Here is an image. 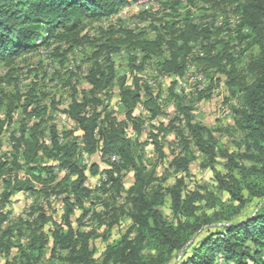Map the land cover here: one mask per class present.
Masks as SVG:
<instances>
[{
    "label": "trees",
    "instance_id": "1",
    "mask_svg": "<svg viewBox=\"0 0 264 264\" xmlns=\"http://www.w3.org/2000/svg\"><path fill=\"white\" fill-rule=\"evenodd\" d=\"M132 1L0 0V65L10 67L19 57L37 52L52 41L67 43L68 51H72L88 42L86 36H81L86 21L111 18ZM190 1L203 10L221 6L222 2L232 4L231 13L240 17L230 36L224 34V23L215 26L211 18L210 24L193 22L187 15L175 20L167 12L175 11L181 0H165L154 9L140 12L159 13L153 19L159 25L155 36L148 39L126 29L122 39L100 44L83 75L86 87H72L63 110L71 127L59 132L51 126L48 142L42 131L46 107H31V95L15 93L0 98V111L4 109V116L0 117V228L7 219L2 209L19 191L38 194L45 202L58 199L63 207L61 221L53 223L48 236L39 232L49 221L40 213L42 223L36 227L37 234L25 246L17 247L19 261L35 264L50 244L51 256L60 257L58 252H67L62 257L67 264H264V0ZM123 44L139 50L143 60L160 58L165 48L167 57L160 59L158 68L174 80L183 75L192 61L205 69H221L225 74L229 93L236 99L230 129L241 135V151L228 153L221 149L212 130L194 120L191 107L183 103L181 96L176 97L179 115L175 119L178 126L183 121L187 136L182 129L175 130L186 154L192 143L204 157L203 166L212 171L216 189L227 196L226 200H221L214 190H186L184 177L166 188L155 185L143 148L149 142L164 158L160 136L172 126L159 121L155 129L152 125L148 141L138 139L141 124L134 115L136 107L143 105L152 119L161 114V108L151 87L140 83L135 75L128 84L109 58L99 61L102 54L116 51ZM241 46L256 47L257 53L249 54L245 62L238 64L234 53L243 51ZM114 86L118 87V110L124 114L123 120L110 109ZM174 86L172 81L171 89ZM19 109L21 122L11 128L13 112ZM130 124L134 138L127 135ZM7 130L11 150L1 153ZM95 153L105 168L97 162L84 165L83 155ZM219 155L226 159L223 174L215 168ZM190 161L175 157L171 166L186 176ZM58 172H63L62 176L58 177ZM126 172L132 173L129 186L123 183ZM98 173H103L104 179L97 190L113 200L122 198L124 205L114 207L98 198L104 212H96L93 206L97 195L86 183L88 175ZM166 196L169 217L162 211ZM250 206L253 210L243 216ZM76 210L81 213L74 227ZM90 212L93 220H99L97 224L108 229L119 223L121 213L132 222L130 234L106 243L100 261L90 246L99 233L96 228L81 229V220ZM11 232L12 227L7 226L2 235ZM3 249L9 252L0 237V251Z\"/></svg>",
    "mask_w": 264,
    "mask_h": 264
},
{
    "label": "rangeland",
    "instance_id": "2",
    "mask_svg": "<svg viewBox=\"0 0 264 264\" xmlns=\"http://www.w3.org/2000/svg\"><path fill=\"white\" fill-rule=\"evenodd\" d=\"M231 5L230 3L222 2L221 6H213L203 10L190 0H181L180 5L175 7V11L172 12L168 9L167 13H172L169 15H174L175 20H182L187 15L193 22H202L210 18L217 20L216 17L220 16L217 13L219 12L220 14L221 10H223L221 15H223V23L226 30V33H224V30L223 33L228 36L232 27L231 23L234 20V14L231 13ZM158 14V12L154 11L150 14L138 13L135 8H130L127 11L120 10L108 19L86 21L81 36H86L88 42L74 48L72 51H68L67 43L52 41L49 45L41 47L37 52L19 57L10 67L0 65V98L4 95L15 93H19L22 96L31 95L33 101L31 107H46L47 112L43 116L42 131L44 139L48 142L49 128L51 126L57 127L59 132L64 128L71 127L70 120L66 117L63 110L69 102L72 87L76 89L86 87L83 75L93 63V53L97 51V47L111 40L118 41L122 39L124 37L123 31L126 29H132L135 33L145 38H153L157 29H159L158 22L153 20L160 16ZM55 47H58L56 51L54 50ZM119 47L116 51L102 54L99 57V61L109 58L114 63L118 75L124 76L128 84L132 83L135 75L140 83L151 87L158 96L157 103L161 108V114L152 119L149 111L143 105L139 104L136 107L134 115L140 120L141 124V133L138 139L140 141H148L152 125L155 129L159 121H163L165 126L168 124L172 126L160 136L164 158L159 157L153 145L149 142L143 148L144 159L148 169L154 172L155 185L166 188L173 185L178 178L184 177L186 190H201V192L214 190L221 200H226L227 196L216 189L217 183L212 171L203 166L204 157L192 143L189 144V154H186L175 130L176 128L182 129L184 135L187 136L183 121L178 126V119H175L179 115L176 97L181 96L183 103L191 107L194 120L212 130L221 149L226 150L228 153L241 151V135L230 129L233 123L232 106L236 105V99L229 93L225 74L222 73L221 69H205L196 61H192L187 64L188 66L194 65V69L188 67L186 70L188 78L183 80L182 76H180L174 80L172 76L160 73L158 68L160 59L167 57L165 48L160 58L154 56L143 60V54L139 50L127 47L126 44ZM241 48H243V51H240L241 53H234V56L238 57V64L245 62L249 54L257 53L256 47L245 49V46H241ZM139 66H141L140 70L137 69ZM172 81H175V86L171 89ZM118 107V87L114 86L110 109L114 111L115 116L119 120H123L124 114L118 110ZM3 111L4 109L0 111L1 118L4 116ZM22 117L20 109L14 111L13 126L11 128L18 126ZM127 135L132 138L136 135L131 124L127 129ZM3 139L4 146L1 153L9 152L12 143L9 137V130L4 132ZM7 156L9 155L7 154ZM179 156L191 159L189 175L185 176L181 172H177L174 166H171L172 160ZM83 161L86 167H89L93 162H97L102 169L106 167L100 161L97 153L89 157L83 155ZM225 162L226 159L219 155L215 168L221 174L226 172ZM57 174L60 177L63 172H58ZM20 176L22 177V174ZM103 179V173H98L95 176L88 175L86 183L97 195L96 205L93 208L100 214L104 212V209L99 199L114 207L124 205L122 198L113 200L109 197V194H104L102 191L97 190ZM123 183L125 186H129L132 183L131 172L124 174ZM2 188L3 185L0 179V191H2ZM168 207L169 200L166 196V204L162 207V211L167 217L170 216ZM127 208L125 206V210ZM252 210L253 206H250L243 216ZM2 211L6 213L7 219L1 225L0 237L9 247V252L5 253L4 249L0 251V264H5L9 261L12 264H25L18 259L17 247L25 246L29 243V239L37 234L34 233L36 227L42 223V219L38 217L40 213H43L49 221L43 224L39 232L48 236L49 231L53 228V223L61 221L63 207L58 199L50 198L48 202H45L42 196L40 197L38 194L19 191L12 195L9 203ZM80 213V210H76L73 215L74 227L78 224L76 218L79 217ZM102 216L101 218H103ZM97 222L99 220H93L90 212L81 220V229L88 231L96 228L95 230L99 233V237L90 241V246L95 259L100 261L106 243L124 234H130L129 230L132 222L122 213L120 214L119 223L112 228L108 229L105 225L97 224ZM107 222L108 220L105 223ZM7 226L12 227L11 234L8 236L2 235ZM50 247V244H47L43 250V255L37 259L35 264H67L62 259L67 252H58L57 254H60V257H57L56 254L51 256Z\"/></svg>",
    "mask_w": 264,
    "mask_h": 264
},
{
    "label": "built area",
    "instance_id": "3",
    "mask_svg": "<svg viewBox=\"0 0 264 264\" xmlns=\"http://www.w3.org/2000/svg\"><path fill=\"white\" fill-rule=\"evenodd\" d=\"M163 1H165V0H134V1L130 2L126 7L122 8L121 11H125V10L127 11L130 8H135L136 10H138V13H140V12H143V11H148L150 9H154L155 6H157V3L163 2ZM207 7L208 6H206V8ZM218 15H220V16L216 17L217 20H212L213 21L212 23H214L215 26H220V25L223 24V15H221V14H218ZM233 17H234V20L231 23V26H232L231 29L239 21V17L240 16L239 15H234ZM205 22L210 24V20L209 19H207ZM134 24H136V23H134ZM200 55H201V53H200ZM188 67H191V68L194 69V65H190V66L187 65V67H186V69L184 71L185 74L183 73L184 75H182V79L183 80L185 78H188V74H186V70H187ZM112 159L114 160L115 157H112Z\"/></svg>",
    "mask_w": 264,
    "mask_h": 264
}]
</instances>
